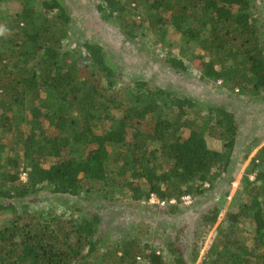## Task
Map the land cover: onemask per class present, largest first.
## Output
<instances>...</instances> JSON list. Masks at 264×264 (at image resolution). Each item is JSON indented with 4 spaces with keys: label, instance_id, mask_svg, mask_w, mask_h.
Returning a JSON list of instances; mask_svg holds the SVG:
<instances>
[{
    "label": "trees",
    "instance_id": "1",
    "mask_svg": "<svg viewBox=\"0 0 264 264\" xmlns=\"http://www.w3.org/2000/svg\"><path fill=\"white\" fill-rule=\"evenodd\" d=\"M256 1L101 0L96 11L134 42L144 22L130 8L145 7L161 41L173 29L198 47L193 61L202 80L257 97L264 37ZM70 13L63 0L0 2V264H189L179 237L166 243L167 262L137 234L110 243L85 203H114L119 195L143 203L155 197L165 207L186 196L203 199L215 171L230 165L236 117L223 104L204 106L143 81L122 89L121 70L100 44L85 42L84 56L65 47ZM162 60L188 72L182 59ZM208 135L222 150L208 145ZM253 162L256 177L243 182L223 222L218 206L199 217L195 241L219 223L206 264H264V146ZM46 189L61 209L37 210Z\"/></svg>",
    "mask_w": 264,
    "mask_h": 264
},
{
    "label": "rangeland",
    "instance_id": "2",
    "mask_svg": "<svg viewBox=\"0 0 264 264\" xmlns=\"http://www.w3.org/2000/svg\"><path fill=\"white\" fill-rule=\"evenodd\" d=\"M63 1L74 17L65 47L78 56H84L85 42L100 44L121 70L119 87L122 89L132 87L135 80L143 81L152 87L172 89L195 99L204 106L223 104L234 113L239 134L230 165L225 171H215L218 178L214 182V189L203 199L186 196L189 199L184 197L180 202L175 203L176 205L173 204L175 206L165 207L160 206L159 200L155 197L151 198L149 203H143L119 195L118 201L114 203L105 202L101 205L99 201L85 203L86 207H90L101 217L98 232L104 235V238L110 236V243L124 244L131 240L133 234H137L143 239L142 243L148 240L153 244L167 262L170 260V254L166 252V243L179 237L188 254L189 264H206L204 259L216 236L219 223L225 219L243 182L249 185L256 177L253 159L264 146V91L257 97H242L225 88L221 82L202 80L193 61L195 55L200 53L198 47L183 41L179 33L173 29L166 36L165 42L161 41L157 33L149 30L146 21L147 12L143 6L135 8L133 3L132 9L130 8L133 18L144 22L138 38L132 42L126 39L118 25L102 21L101 15L96 11V5L101 3V0ZM120 1L124 4L131 0ZM255 6L261 9L258 15L264 37V0H257ZM166 57L182 59L188 67V72L182 73L168 67L162 60ZM19 112L23 113L21 117L24 114L28 115L27 110ZM207 143L214 149L223 148L220 140L209 135ZM26 178V174L23 173L22 179L26 181ZM205 187L208 188L209 185L206 184ZM37 196L40 201L37 203V210L50 212L62 208L60 199L48 189ZM70 201L74 202L71 199ZM76 202L79 203L80 200ZM215 206L222 211L218 225L201 233L195 241L199 217L201 218L205 209ZM174 210H177V213H174ZM136 264L147 263L138 259Z\"/></svg>",
    "mask_w": 264,
    "mask_h": 264
},
{
    "label": "built area",
    "instance_id": "3",
    "mask_svg": "<svg viewBox=\"0 0 264 264\" xmlns=\"http://www.w3.org/2000/svg\"><path fill=\"white\" fill-rule=\"evenodd\" d=\"M153 198V197H152ZM186 199H189V197H186ZM158 203L161 205V206H165V202H160V201H158ZM176 203V201L175 200H173V201H171V204H175Z\"/></svg>",
    "mask_w": 264,
    "mask_h": 264
}]
</instances>
